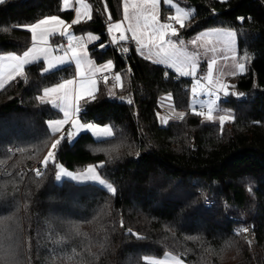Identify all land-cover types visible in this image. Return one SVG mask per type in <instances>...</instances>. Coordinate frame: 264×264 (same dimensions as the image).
Segmentation results:
<instances>
[{
  "label": "trees",
  "instance_id": "1",
  "mask_svg": "<svg viewBox=\"0 0 264 264\" xmlns=\"http://www.w3.org/2000/svg\"><path fill=\"white\" fill-rule=\"evenodd\" d=\"M90 2L92 19L72 23L74 31L101 35L91 54L113 60L122 86L101 80L96 99L82 101L81 117L110 125L113 136L82 131L62 140L57 160L72 170L103 163L98 171L116 192L58 182L51 162L35 175L55 138L47 122L62 116L36 97L75 69L69 63L44 73L43 60L27 65L24 77L0 90V264H150L146 256L168 252L185 264H264V0H186L195 13L183 34L234 30L238 61L246 64L233 88L247 99L231 92L219 101L233 115L223 127L193 114L192 77L146 59L134 45L108 42L109 14L121 19L123 0ZM53 15L72 22L74 10L62 0L0 3V55L24 53L32 43L28 26ZM165 103L184 112L183 120L165 124ZM232 215L251 224L256 241L234 230Z\"/></svg>",
  "mask_w": 264,
  "mask_h": 264
},
{
  "label": "snow or ice",
  "instance_id": "2",
  "mask_svg": "<svg viewBox=\"0 0 264 264\" xmlns=\"http://www.w3.org/2000/svg\"><path fill=\"white\" fill-rule=\"evenodd\" d=\"M5 0H0V3H4ZM70 0H63L65 6L69 5ZM165 3H171V0H164ZM84 12L81 13L80 7L75 8L76 18L72 21L73 24H78L81 22V15L87 17L88 20L92 19L90 14V5L85 4L84 0H76ZM159 0H123V20L116 22L115 24L109 23L108 31L111 32L115 28L118 32V38L116 36L112 37V42H127L131 41L138 47V51L141 55H145L146 59L153 60L154 63L166 65L169 69H173L179 76L182 77H192L194 79V85L191 89L193 95V114L197 116H203L204 120L210 123H215L213 113L219 111L218 102L220 100V92H223L225 96L229 93L227 92V85L220 83L219 80L214 79L213 72L216 70L218 60L215 56L217 52L214 46L212 37L227 35L232 38L236 35L234 32L223 33L221 30L217 29L213 32H201L194 39L189 41L193 46H199L197 51L189 52L185 45L183 39L173 40V37H178V30L173 26L172 23H162L157 14V5ZM105 5V9H106ZM176 15L169 17L168 19L178 23L180 28H185V23L182 17H190V13L183 11L181 8L176 9ZM109 20L111 21V14H109ZM241 21L245 18H239ZM126 25V26H125ZM71 25L65 26V22L59 16H48L37 23L28 26V31L32 33L33 46L28 51H25L22 56H8L3 57V60L8 61L7 64H0V87H3L2 78L8 77L10 79H15L16 76H23L24 68L26 65L34 63L40 59H43L46 66L42 69L44 73H49L53 69H56L60 65H65L74 62L76 73L72 79H64L62 82L57 83L54 87L44 88L43 95L36 97L41 104L52 103L54 107H58L63 112V119L49 121L48 127L51 129L52 134L59 132L60 126L69 124L73 127L77 126L78 121L76 119L69 120V105L68 101L71 98L76 107L74 111L79 114L84 105L95 100V94L93 89L96 86V80L93 78L96 73L101 72L105 69H111L112 62L109 61L107 64L101 65L100 67L95 66L92 60L89 59L88 53L82 51L76 45L73 44V40H78L79 38L71 36L68 33V28ZM123 27V31L120 29ZM57 28H61L57 32ZM130 33L131 35H127ZM68 36L69 42L67 48L64 49L63 55L54 56L53 48L48 44L45 39L46 36ZM39 36V40H38ZM89 40L98 39V37H93L91 34L88 36ZM204 41V44L199 42ZM63 45L57 46V48H62ZM98 47H105V45L100 44ZM199 48H204L205 53L211 52L214 55L207 60V75L201 78H196V74L200 64L201 53ZM127 47L124 48V52H128ZM155 57V59H153ZM234 58V57H233ZM223 60H227V57H221ZM237 68L243 71L245 65L243 63H238ZM221 74L223 75V70L221 69ZM236 73L228 72L227 75H235ZM167 75V73H166ZM116 80H120V76H116ZM201 80L206 81V83L201 86ZM105 81L107 77L105 76ZM71 86V87H70ZM199 87V92L197 91ZM51 94H57L55 100H46ZM205 95L209 97L207 100L199 101L201 105V110L197 111L194 107L199 95ZM171 99V96L168 97ZM59 101V103L57 102ZM81 101L84 105H81ZM128 103H132L131 100ZM63 105V106H62ZM178 118L183 120L185 117L184 112H179ZM216 119L221 127L225 124L227 120L232 119L228 114L219 115ZM167 120L164 123L167 124ZM81 131L91 132L97 139L111 138L113 136V131L110 127L101 128L95 124H84L80 125ZM73 134L69 132L68 137L61 136L59 139H55L51 144V149L48 151L47 156L43 160V167L47 168L51 162L57 169L55 173L56 181H61L62 178H68L71 181H76L79 183L85 182H97L102 186H105L107 191L115 194L116 189L111 184H105V181L101 179L97 172L98 168H102L103 163L95 166H89L81 173H72L64 169L60 164L56 163V150L61 145L62 140H71ZM138 155V154H137ZM37 177H41L43 173L40 169L35 171ZM123 226V222H121ZM247 231V229H243ZM131 233V230H128ZM136 235L135 233H131ZM137 238H141L138 237ZM251 241H249V244ZM148 260L146 256L144 258ZM176 264H183V262L178 258H174ZM150 264H163L162 261L151 260Z\"/></svg>",
  "mask_w": 264,
  "mask_h": 264
},
{
  "label": "rangeland",
  "instance_id": "3",
  "mask_svg": "<svg viewBox=\"0 0 264 264\" xmlns=\"http://www.w3.org/2000/svg\"><path fill=\"white\" fill-rule=\"evenodd\" d=\"M62 2H63V0H62ZM84 3L90 5L89 11H90V14L92 16L93 15V10H92V4H91L90 0H84ZM63 7L65 9H74V10H75L76 7H80L81 13L84 12V9L79 4L76 3V0H70L69 5L65 6L63 4ZM177 8H181V9H183V11L190 13V17H182V19H183L185 24L193 16V14L195 13L194 6L190 5L189 3H187L186 0H171V3H165L164 0H159V3L157 5V9H156L159 20L162 23H168L166 21V16L167 15H172V16L176 15L177 14L176 13V9ZM75 17H76V15H75ZM81 20H88V19H87L86 16L81 15ZM122 20H123V17L121 19H119V20L111 19V21L108 18V25H109V23L115 24L116 22H119V21H122ZM175 28L178 30L179 36L178 37H173V40H176L178 42V39H183L185 41L184 47H186L189 52L197 51V49L199 47V46L191 45L189 43V41L194 39L201 32H213V31L217 30V29H208V30H204V31H201L199 33H196L194 35L189 36V35H184L183 34V29L184 28L181 29L180 25L178 23H175ZM219 30H221V32H223V33H227V32L236 33L234 30H231V29H219ZM120 31H123V27L120 29ZM68 33L71 36L79 38L78 40H73V44L76 45V46L77 45H81L83 47L82 51H86L88 53L89 59L93 61L95 66L98 67L99 64L104 65V64H107L109 61H111V59L98 61L91 54L90 47L92 45L98 43L101 40V35L100 34H98L96 32H93V31H90V32H87V33H82V34H76L75 31H74L73 26L68 28ZM89 34H91V36H93V37H98V39L89 40L88 39ZM108 34H109V40H108L109 43L118 44V45H120V43H126L127 47H129V45L130 46L134 45V44H132L130 42V40L127 41V42L113 43L112 42V37L116 36L118 38V35H119V32L115 28H113L111 32L108 31ZM127 35L130 36L131 34L128 33ZM212 40H213L214 46L217 49V52L215 53V56H216V58L218 60V64L216 66V70H214V72H213L214 79H217V80H219L220 83H223V84L227 85L228 86L227 87V92L229 94L231 92L236 94L238 92L236 90H234V88H233V77H235L237 74L243 73L245 71V68H244L243 71H240L237 68V64L238 63H243L246 66L245 62H239L238 58H237V49H238V46H237V35H235L232 38H229L227 35L213 36ZM199 43L200 44H204V41H201ZM136 49L138 50V47H136ZM199 51L201 53V57H200L199 68H198V71H197V74H196V78H198V79L201 78L202 76L207 75V67H206L207 66V60L210 59L214 55L211 52L205 53L204 48H199ZM60 52L61 53H59L58 55L59 56L63 55V52L62 51H60ZM144 56H146V53H145ZM221 57H227V60H223V59H221ZM153 59H155V57H153ZM71 63L74 64V62H71ZM60 66H64V65H60ZM60 66H58V67H60ZM74 69H75V64H74ZM221 69L223 70V73H224L223 75L221 74V71H220ZM107 70L108 69L103 70L102 73H96V75L93 77L96 80V84L98 83L99 76L101 74H106L108 72ZM233 71L236 73L235 75H231V76L227 75L228 72H233ZM75 73H76V69H75ZM75 73H74V76H75ZM117 75L120 76V80L117 81V84H118V86H122L121 73H118ZM205 83H206V81L201 80V86H203ZM193 86H195L194 85V79H193V82H192L191 89H192ZM94 91H95V89H93V92ZM197 91L199 92V87H198ZM219 95H220V100H221L223 98V96H224V93L220 92ZM207 99H209V98H206L205 100H207ZM199 101H202V100H200L198 98L197 102H199ZM194 107H195V109L197 111H199L200 108H201V105H196V106L194 105ZM214 113H213V116H214V119H215L216 113L215 114ZM225 114H228V115H230L232 117V115L229 114V113H222L221 115H225ZM203 119H204V117H203ZM227 121H229V120H227ZM57 163L60 164L67 171L75 173L74 170L68 168L63 162L58 161ZM64 179H66V177L62 178L61 181H58V182H62ZM176 257H178L183 262V260L180 258V256H178L177 254H175L173 252H168L163 257H149V259L162 261L163 263H167V264H176V260L174 259ZM183 264H185V263L183 262Z\"/></svg>",
  "mask_w": 264,
  "mask_h": 264
},
{
  "label": "crops",
  "instance_id": "4",
  "mask_svg": "<svg viewBox=\"0 0 264 264\" xmlns=\"http://www.w3.org/2000/svg\"><path fill=\"white\" fill-rule=\"evenodd\" d=\"M74 10V9H73ZM75 15H76V12H75V10H74V19L76 18L75 17ZM61 18V17H60ZM44 19V18H43ZM64 22H65V26H67V25H71V26H73V24H72V22H69V21H67V20H65V19H63V18H61ZM73 19V20H74ZM37 23V22H36ZM70 28V27H69ZM60 30H62L61 28H57V32H59ZM68 37V36H67ZM40 38H39V36H38V40H39ZM45 39L47 40V42H48V44L49 45H51L52 46V48H53V55L54 56H59L58 54L59 53H61L59 50H58V48H57V46H59V45H61L60 44V41H59V39H60V35H54V36H46L45 37ZM131 42V41H130ZM132 44H134L133 42H131ZM32 46H33V41H32V43H31V45L26 49V51H28L30 48H32ZM134 46L135 47H137V45H135L134 44ZM77 47L78 48H80L81 50L83 49V47L81 46V45H77ZM63 52V51H62ZM23 55V53L22 54H16V53H4V54H1L0 55V64H7L8 63V61H6V60H3L2 58L3 57H8V56H22ZM40 60H43V59H40ZM39 61V60H38ZM112 61V67H111V69H108L107 71H111V70H115V65H114V62H113V60H111ZM74 65V64H73ZM27 66V65H26ZM25 66V67H26ZM45 66H46V64H45ZM101 66V64H99L98 65V67H100ZM58 68V67H57ZM116 71V70H115ZM98 73H102V71L101 72H98ZM117 74H118V71H116V76H117ZM24 75H25V68H24V73H23V76H21V77H24ZM16 77H18V76H16ZM73 77H70V78H66V79H72ZM12 79H10V78H8V77H3L2 78V83H3V87H0V90L1 89H3L10 81H11ZM62 82V81H61ZM100 82H101V80L100 79H98V83L96 84V86H95V91H94V94L97 92V90H98V88H99V85H100ZM114 82H116L117 83V80H115ZM55 85H53V86H50V87H54ZM48 88V87H47ZM56 95L57 94H51L49 97H47L46 99H48V100H55V97H56ZM58 103H59V101H57ZM81 104H82V101L80 102ZM68 105H69V120L71 121L72 119H76L77 121H78V123H77V126L76 127H73L72 125H71V123H69V124H65V125H61L60 126V131L59 132H57V133H55V138H54V140L55 139H59L61 136H63V137H68V134H69V132H71L72 134H73V138L71 139V140H69L70 142H73L74 140H75V138L82 132L81 130H79L80 129V125H84V124H89V123H86V122H84V120L82 119V117H81V112L79 113V114H77L75 111H74V108L76 107V105H75V102L70 98L69 99V102H68ZM196 105H200V103L199 102H196V104H195V106ZM63 106V105H62ZM165 107L167 108V113L164 115V119L165 120H167V121H170V120H173V119H176V118H178V113L179 112H181V111H178V110H175L172 106H170L168 103H165ZM60 109V108H59ZM61 110V109H60ZM62 112V111H61ZM216 113V117H215V120L216 121H218V119H216L219 115H221L222 113H229V114H231L232 115V113L231 112H229V111H216L215 112ZM214 113V114H215ZM232 117H233V115H232ZM59 119H63V112H62V116L61 117H58V118H52V119H49L48 120V122L49 121H53V120H59ZM90 124H95V125H97V126H99V127H101V128H104V127H110L111 129H112V127L110 126V125H108V124H105V125H98V124H96V123H90ZM50 129V128H49ZM50 131H51V129H50ZM112 131H113V129H112ZM92 134V133H91ZM93 135V134H92ZM93 137L94 138H96L97 139V137H95L94 135H93ZM53 140V141H54ZM52 144V143H51ZM60 147V146H59ZM51 149V145H50V147H49V149L47 150V152H46V154H45V156H47V153H48V151ZM59 149V148H58ZM58 149L56 150V157H55V160H56V163L59 161V160H57V152H58ZM45 156H44V158H45ZM44 160V159H43ZM89 166H95L94 164H92V165H89ZM89 166H87L85 169H87ZM85 169H82V170H74V172L75 173H81V172H83ZM97 172H98V174L100 175V173H99V171H98V169H97ZM100 177H101V179H103L104 181H105V184H111L110 182H108L107 180H105L101 175H100ZM108 182V183H107ZM86 183V182H85ZM93 183H96V184H99V183H97V182H93ZM100 185V184H99ZM112 185V184H111ZM102 186V185H101ZM113 186V185H112ZM104 188H106L105 186H103Z\"/></svg>",
  "mask_w": 264,
  "mask_h": 264
},
{
  "label": "built area",
  "instance_id": "5",
  "mask_svg": "<svg viewBox=\"0 0 264 264\" xmlns=\"http://www.w3.org/2000/svg\"><path fill=\"white\" fill-rule=\"evenodd\" d=\"M171 16H172V15H167V16H166V21H167L168 23H172L173 26L175 27V22H173V21H171V20L168 19V18L171 17ZM59 41H60V44L63 45V47H62V48H58V50H59V51H63V50L67 47V45H68L69 37H67V36H60ZM104 48H105V47H103V48H101V49H104ZM105 76L107 77V80L115 81V80H116V71H115V70H111V71H108L106 74H101V75L99 76V79H100V80H105ZM192 96H193V95H192ZM228 97H229V96H225V95L223 96V98H225V99H227ZM235 97H236L237 99H239V100H246V99H247L246 95H245V94H242V93H240V92L236 93V94H235ZM198 98H199L200 100H205L206 98H209V97H207V96L201 94V95H199ZM129 100H130V98L126 97V101L128 102ZM200 110H201V108H200ZM84 111H85V110L82 109L81 112H84ZM8 150H9V151H12V147H9ZM37 169H40V171H41L42 173L45 171V168L43 167V165H37V166H35L34 170L36 171ZM230 217L236 222V224H235V226H234V230H235L237 233H242V234H244V235H245L250 241H252V242L256 241V236H255V234H254V232H253V230H252V226H251V224L242 222L241 219H240L239 217L235 216V215H232V216H230ZM245 228L247 229L246 232L243 231V229H245Z\"/></svg>",
  "mask_w": 264,
  "mask_h": 264
}]
</instances>
